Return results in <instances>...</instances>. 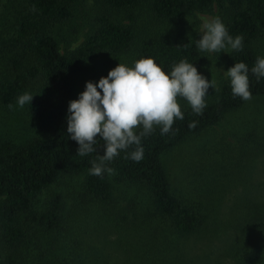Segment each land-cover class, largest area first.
<instances>
[{
	"label": "trees",
	"instance_id": "obj_1",
	"mask_svg": "<svg viewBox=\"0 0 264 264\" xmlns=\"http://www.w3.org/2000/svg\"><path fill=\"white\" fill-rule=\"evenodd\" d=\"M215 8L229 34L243 37L229 68L244 62L251 100L264 98V77L251 73L262 57L254 44L264 33V0H0V120L23 117L26 125L21 134L0 130V264H264V195L246 197L236 173L248 155L251 167L264 160V125L234 131L235 141L185 185L168 164L171 151L251 101L233 97L229 78L208 89L202 115L177 97L184 119L163 136L155 127L140 162L121 151L107 164L114 175L89 174L104 154L99 135L97 150L81 157L67 132L77 80L97 58V67L106 58H153L169 75L186 59L199 72V39L170 27ZM144 14L161 28L142 26ZM25 92L33 99L19 108Z\"/></svg>",
	"mask_w": 264,
	"mask_h": 264
},
{
	"label": "clouds",
	"instance_id": "obj_2",
	"mask_svg": "<svg viewBox=\"0 0 264 264\" xmlns=\"http://www.w3.org/2000/svg\"><path fill=\"white\" fill-rule=\"evenodd\" d=\"M200 34L196 47L201 52L243 50V37L231 36L219 17L205 20ZM248 73L244 62L235 63L223 72L230 79L234 98L252 99ZM251 73L257 82L264 77V57L256 58ZM210 87L216 90V82L208 81L186 59L173 65L170 75L153 58H141L132 67L119 63L107 77H101L98 84L86 82L85 91L77 100L69 102L67 132L78 143L77 155L81 157L97 150L99 135L104 141V154L98 155L99 162L92 161L89 174L101 178L105 173L114 175L115 170L107 164L121 151L127 153L125 159L140 162L144 158L142 140L150 136L155 127H160L163 136L172 131L174 119H184L177 97L186 99L194 114L202 115ZM32 99L33 95L25 92L17 97L16 106L23 108ZM13 107L8 105L9 109ZM189 126L195 127V122Z\"/></svg>",
	"mask_w": 264,
	"mask_h": 264
},
{
	"label": "rangeland",
	"instance_id": "obj_3",
	"mask_svg": "<svg viewBox=\"0 0 264 264\" xmlns=\"http://www.w3.org/2000/svg\"><path fill=\"white\" fill-rule=\"evenodd\" d=\"M140 10V9H139ZM99 11V10H98ZM148 10L143 11L142 13L147 12ZM93 14L97 13V9H95ZM217 13V8L214 9L213 13L210 12H196L195 14L184 18L182 21L173 24V27L170 29L174 30L180 38H201V30H202V23L211 18H215ZM146 20L144 21L142 26L148 27L150 31H154L160 29V25H154V21L149 19L148 15L144 14ZM90 25L92 24L89 21ZM90 25L88 24L85 26V29L81 31L80 39L73 43V46L80 44L84 41L85 37V30H89ZM255 50L259 52V54L264 57V33L260 40L254 44ZM227 53H206V64L203 68L198 72L203 77H205L208 81L214 80L216 82V89L219 87L220 83L227 79V77L223 74V72L229 69V56L232 50L226 49ZM101 58H97L92 61V65L95 67L90 68L88 71L89 73H85L79 77L76 83V89L73 92L71 100H77L79 98V94L85 91L86 82L91 81L98 84L99 79L95 81L93 77L101 74V77H106L103 73V70H112L118 66L119 63L125 64L128 67H132L135 60L133 61V56H121L118 58H106L104 63H101L99 67V60ZM105 70V71H106ZM221 70V71H219ZM104 71V72H105ZM104 75V76H103ZM100 77V78H101ZM101 92V89H97ZM69 113L67 112V117ZM23 117H12V120H8L7 117L0 120V130H5L7 132H14L16 134H21L22 130L26 128L24 124ZM251 122H256L259 125V128H262L264 125V98H257L251 100L247 105L242 107L235 112H230L227 114L226 118L223 119L218 125L214 126L208 131H205L189 141L183 143L178 148L174 149L169 153L168 156V164L171 168V171L176 175L178 180L184 181V185L187 184L186 175H196V172L200 173L204 164L213 163L216 160V157L219 154H216V150L227 149L228 143H233L235 141L234 135L232 133L236 130H241ZM4 133V132H3ZM28 133L25 134L22 138L20 135H15V137L19 140H23L24 137H27ZM204 144V145H203ZM200 145V147H198ZM195 153L194 155H192ZM248 155L245 157L244 161H251ZM207 157V158H206ZM250 157V158H249ZM249 158V159H248ZM260 160L259 158H257ZM256 159V161H257ZM264 160H261V162ZM261 162H257V165L251 167L249 165L244 164L241 169L237 170V174L241 183L244 185L242 186V190L246 191V197H251L255 199L261 195H264L262 182H264V171L263 165ZM202 167V168H201ZM219 173V172H218ZM232 181V180H230ZM245 181V182H244ZM227 182V179H226ZM233 184V182H232ZM223 186V185H222ZM224 187V186H223ZM241 187H234L231 194H229V199L227 203L229 204L230 201L235 197L234 192L238 191ZM43 200H45V196H42ZM127 233H124L122 236H127ZM124 237V238H125ZM121 242V241H120ZM127 244V242H124ZM120 244V243H119Z\"/></svg>",
	"mask_w": 264,
	"mask_h": 264
}]
</instances>
